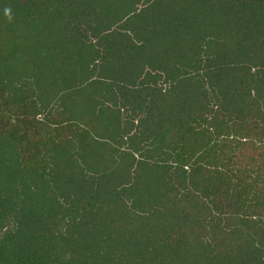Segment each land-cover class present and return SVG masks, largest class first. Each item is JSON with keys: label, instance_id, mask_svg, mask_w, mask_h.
Returning a JSON list of instances; mask_svg holds the SVG:
<instances>
[{"label": "trees", "instance_id": "1", "mask_svg": "<svg viewBox=\"0 0 264 264\" xmlns=\"http://www.w3.org/2000/svg\"><path fill=\"white\" fill-rule=\"evenodd\" d=\"M0 264H264V0H0Z\"/></svg>", "mask_w": 264, "mask_h": 264}, {"label": "clouds", "instance_id": "2", "mask_svg": "<svg viewBox=\"0 0 264 264\" xmlns=\"http://www.w3.org/2000/svg\"><path fill=\"white\" fill-rule=\"evenodd\" d=\"M10 13V9H5V14L8 15Z\"/></svg>", "mask_w": 264, "mask_h": 264}]
</instances>
